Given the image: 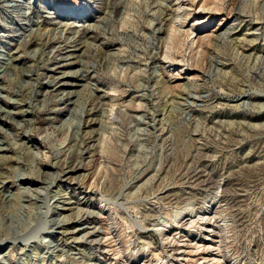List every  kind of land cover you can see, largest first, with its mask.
Wrapping results in <instances>:
<instances>
[{
    "label": "rangeland",
    "instance_id": "1",
    "mask_svg": "<svg viewBox=\"0 0 264 264\" xmlns=\"http://www.w3.org/2000/svg\"><path fill=\"white\" fill-rule=\"evenodd\" d=\"M186 4L0 0V264H264V0Z\"/></svg>",
    "mask_w": 264,
    "mask_h": 264
},
{
    "label": "bare ground",
    "instance_id": "2",
    "mask_svg": "<svg viewBox=\"0 0 264 264\" xmlns=\"http://www.w3.org/2000/svg\"><path fill=\"white\" fill-rule=\"evenodd\" d=\"M186 1L187 0H177V3H178V9H182V10H184V8L185 7H187V4H186ZM140 2V1H139ZM140 4V3H139ZM203 5V4H202ZM190 7H192V4L191 5H189ZM205 7H206V5H204ZM116 7V6H115ZM209 10V9H208ZM180 19V18H179ZM185 22V21H184ZM177 28H182L181 27V25H180V27H177ZM25 29H27V27H25ZM30 30V29H29ZM28 30V31H29ZM21 29H18L16 32L17 33H21ZM30 32V31H29ZM83 32H85V33H87V30H84L83 29ZM189 33V32H188ZM176 35V34H175ZM189 35L191 36V35H193V33H189ZM24 36V33L22 34V35H20L19 34V36L18 37H23ZM30 36V35H29ZM174 37V36H173ZM189 38V37H188ZM23 39H25V38H23ZM42 39V38H41ZM169 40V39H168ZM173 40V39H172ZM188 41H190V40H188ZM171 42V41H170ZM40 43V42H39ZM37 44V43H36ZM170 44V43H169ZM49 45V42L46 40V41H43V42H41L40 43V46H41V49L40 50H44L47 46ZM159 47V46H158ZM40 48V47H39ZM168 48V50L167 51H165L166 53H165V55H164V59L162 60V62H166V61H168L169 63H173L172 62V60H171V58H170V52H169V50L171 49V47H170V49H169V46L167 47ZM153 55H155V54H153ZM40 56V55H39ZM38 56V57H39ZM40 58V57H39ZM11 60H15V58H12ZM149 61H150V64H152L154 61H158L157 63H159V59H157L156 58V56H152L151 55V57L149 58ZM167 62V63H168ZM63 85L64 86H67L68 84L65 82V83H63ZM114 107H116L115 109L114 108H112L111 109V112H110V116L112 117V119H115V120H118L120 123H122L120 126L123 128V129H125V124H124V119H122V118H125L126 116H127V118H128V114H129V109L128 108H126L125 110H123L124 108H122V107H120V106H117L116 104H114ZM145 108H146V106L144 105V104H139V105H137V107H136V109H135V111H141V110H145ZM47 111H53V109H49V110H47ZM131 112V111H130ZM127 118H125V119H127ZM127 127V126H126ZM127 129V128H126ZM119 136V135H118ZM115 137H116V135H115ZM77 138V137H76ZM74 139V138H73ZM77 140V139H76ZM80 142H79V144L80 145H82V144H85L86 145V142H87V138H84V137H80V140H79ZM73 141H71V143H72ZM78 143V142H77ZM121 143V142H120ZM79 145V146H80ZM79 148V147H78ZM117 150V149H116ZM115 151V150H114ZM104 156V155H103ZM51 157V156H50ZM49 157V158H50ZM48 158V159H49ZM53 158H55L56 159V157H53ZM70 159V158H69ZM54 160V159H53ZM107 161V160H106ZM109 162V161H108ZM39 164L40 165H44V163L43 162H39ZM51 166L53 167V166H55V167H57V169L59 168V172H58V174H59V177H62V178H64V177H66L67 175H69L71 172H73V171H75L76 169H77V166H74L73 165V162L71 161V163L70 164H65L64 162H59V160H58V162H52L51 163ZM101 174H98V176H97V179L95 180L96 182V184L97 183H100V188H101V190L99 191V188L98 189H95V184H94V186H93V191L96 193V194H99L100 196H101V194L102 193H107V195H111L112 194V192H113V187L110 185L109 187H106V185H105V175H106V173L105 172H107L106 171V166H105V168L104 167H102V169H101ZM102 173H105V175H104V179L103 180H98V177H99V179H101L102 177ZM195 173V172H194ZM57 174V175H58ZM37 180H39L38 178H36ZM98 181H100V182H98ZM46 197V196H45ZM13 198V197H12ZM15 200V199H14ZM12 201V200H11ZM16 207H17V204L15 203V201L12 203H9L8 204V207L6 208L5 207V209H7V211H9L12 215L15 213V211H16ZM31 208V207H30ZM28 213V212H27ZM100 215H101V212H100ZM101 217V216H100ZM60 224V223H59ZM64 224V223H63ZM92 224H94V221L93 220H89V219H83V218H81L78 222H76V223H73V224H71V226H67V227H59V225L58 224H56V223H54L53 224V221H52V225L54 226L55 225V227H59V229L61 230V231H63L62 232V235L64 236V235H68V234H73L75 231H80L81 229H82V227L84 226V225H92ZM83 230V229H82ZM3 235V234H2ZM5 235V234H4ZM133 235H134V233H133ZM161 235L163 236V240H164V235H165V232H160L159 233V236L161 237ZM88 236L91 238L92 237V239L94 240V238L95 237H97L98 236V234H97V231H89V233H88ZM103 236H105L104 237V241L107 243V242H109L106 246H103V244L99 247H97V248H99L100 250H101V257L103 258V260H105V261H107V260H110L109 258L110 257H108V254L110 253V251H112V253H111V255L113 256H117L118 254H120V249L119 248H116V249H111L110 250V246H108L110 243H112V242H115L116 241V239H115V236L113 235V233L111 232V231H107L106 233H104L103 234ZM1 235H0V242H9L10 240L7 238H5L4 240H1ZM71 237V236H70ZM3 239V238H2ZM17 239V238H16ZM8 240V241H7ZM165 240H167L166 238H165ZM14 241H15V238H14V240L12 239L11 240V244L13 243L14 244ZM65 241V240H64ZM66 242H67V240H66ZM62 243H64V242H62ZM116 243V242H115ZM150 244V243H149ZM120 245V244H119ZM144 245V244H143ZM146 245H148V244H146ZM64 246V245H63ZM25 247H26V244H25ZM36 247V246H35ZM60 247V246H59ZM96 248V247H95ZM144 248V247H143ZM56 249H59L58 247L56 248ZM92 249V248H91ZM142 249V248H141ZM97 250V249H96ZM144 250H145V248H144ZM143 251V250H142ZM122 253V252H121ZM55 258V257H54ZM51 260V259H50ZM42 262H44L43 260H41ZM33 264H35V262H32ZM51 263V262H50ZM49 263V264H50ZM31 264V263H30ZM43 264V263H42ZM48 264V263H47Z\"/></svg>",
    "mask_w": 264,
    "mask_h": 264
}]
</instances>
